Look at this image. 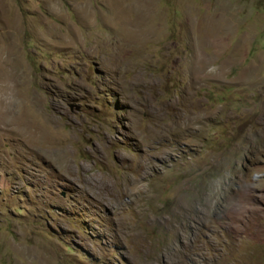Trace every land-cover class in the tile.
Listing matches in <instances>:
<instances>
[{
  "label": "rangeland",
  "instance_id": "1",
  "mask_svg": "<svg viewBox=\"0 0 264 264\" xmlns=\"http://www.w3.org/2000/svg\"><path fill=\"white\" fill-rule=\"evenodd\" d=\"M0 264H264V0H0Z\"/></svg>",
  "mask_w": 264,
  "mask_h": 264
},
{
  "label": "bare ground",
  "instance_id": "2",
  "mask_svg": "<svg viewBox=\"0 0 264 264\" xmlns=\"http://www.w3.org/2000/svg\"><path fill=\"white\" fill-rule=\"evenodd\" d=\"M20 111V110H19ZM37 123V122H36ZM38 125V124H37Z\"/></svg>",
  "mask_w": 264,
  "mask_h": 264
}]
</instances>
